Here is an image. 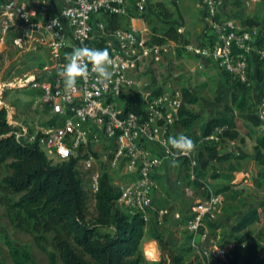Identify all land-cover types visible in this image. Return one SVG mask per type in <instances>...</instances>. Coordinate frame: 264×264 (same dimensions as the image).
<instances>
[{"label": "built area", "instance_id": "obj_1", "mask_svg": "<svg viewBox=\"0 0 264 264\" xmlns=\"http://www.w3.org/2000/svg\"><path fill=\"white\" fill-rule=\"evenodd\" d=\"M30 1L0 0V34L17 30L19 36L14 42L18 46L28 41L32 49H43L52 62L42 69L48 79L36 81L32 74L30 87L36 90L32 104L47 109L54 122L26 130L28 141H35L53 164L74 158L76 168L78 163L89 165L94 153L100 151L112 167L122 165L121 175L128 181L112 180L121 192L116 202L147 222L151 197L158 188L157 168L167 161L182 160L187 163V173L193 180L199 159L195 143L218 145L225 127L217 126L205 136L198 132L195 137L176 127L183 101L178 87H160L156 91L159 86H149L139 97L144 102L143 110L126 111L123 94L136 84L132 75L141 71L146 62L158 63L171 50L174 53L173 40L153 42L151 31L149 34L146 27L142 31L135 26L134 21L141 20L136 15L146 11L147 0H55L57 4L54 0H38L33 5ZM200 1L208 21V43L186 48L194 56L219 66L231 79L250 84L247 58L251 42L259 36L258 30L254 27L240 31L232 20L218 18L219 0ZM242 1L249 5L262 0ZM128 9L134 16L130 17L127 28H111L103 19L96 21L98 16L109 20L112 14L127 15ZM261 40L257 52L264 55V33ZM84 46L109 50L116 65L111 69L113 76L102 84L92 74L86 80L78 79L76 86L69 90L58 72L73 49ZM261 106H264V98ZM261 112L264 113V108ZM179 135L188 136L194 142L193 150L187 155L175 154L168 145L169 137ZM98 179L93 177V197ZM222 199V194L208 190L206 199L190 205L184 221L191 245L197 246L208 259H223L227 253L225 245L214 244L209 249L203 246L208 239L205 220L215 219ZM158 212L162 216L166 210Z\"/></svg>", "mask_w": 264, "mask_h": 264}, {"label": "rangeland", "instance_id": "obj_2", "mask_svg": "<svg viewBox=\"0 0 264 264\" xmlns=\"http://www.w3.org/2000/svg\"><path fill=\"white\" fill-rule=\"evenodd\" d=\"M159 1L164 2V7L155 8ZM129 11L131 13L132 10L128 9V14ZM127 15L118 16L119 27H128ZM136 16L141 20L134 21L135 26L142 31L146 27L150 34L151 27L155 26L160 34L168 26H174L181 36L173 40L174 53L171 50L158 63L146 62L141 71L132 75L136 84L129 89V94L124 92L123 97L141 95L149 86H186L199 97V103L192 108L200 115L201 121L214 116L234 117L240 131L238 139L224 140L218 145L195 143L196 154L201 153L202 157L198 159L193 180L186 173L187 167L185 169L184 164L180 165L177 161L166 164L167 178H163L161 187L153 192L148 221L145 222V233L140 244L143 264H160L163 255L169 250L180 253L185 260H193L196 264H231V260L236 264H264V216L262 222L249 225L243 232L231 231L242 213L264 203V163L255 161L256 140L264 134V113L261 112L264 108L261 106L264 98V55L257 52V48L262 45L261 35L264 33V0L249 5L242 0H219L218 18L232 20L240 31L255 27L259 33L251 42L247 58L250 97H246L240 107L236 103L240 93L237 92L238 96L233 100L232 89L222 69L208 59L194 56L186 48L188 45L194 48L208 43V21L200 0H147L146 11ZM101 18L107 26L110 24L107 18ZM7 45L0 46V106L5 107L7 122L16 127L17 135H26V130L30 131L36 125L47 126L52 119L47 109L32 104L31 99L36 90L30 87L32 74L36 81L48 79V74L43 73L42 69L52 62L45 52L29 50L24 46L20 48L12 41H8ZM198 124L188 131L192 137L198 134ZM244 130L250 135L243 134ZM228 150L234 154L228 161H214L210 158L211 155ZM10 161L8 159L0 163V264H12L8 249L2 241L4 234L16 245L26 246L36 264H47L48 252L58 256L51 233L41 232L44 236H40V233L28 232L15 226L3 203L5 198L16 201L20 196L8 193L2 184V179L11 173ZM90 161L89 165L83 162L78 163L77 167L86 191L85 213L88 219H92L95 213L91 192L93 177L97 179L107 173L111 183L113 179H121L123 183L128 181L126 176L121 175L124 171L122 165L112 167L100 151L95 152ZM180 162L186 163L182 160ZM202 162H205L204 168ZM214 174H226L229 178L213 177ZM208 190L222 194L223 199L217 207L215 219L205 220L207 228L203 230L208 233V239L203 246L209 249L214 244L218 246L222 243L227 248L223 259H208L197 246L191 245L190 236L184 230L190 205L196 200L206 199ZM115 204L125 210L122 203ZM160 209L166 210L162 216L158 212ZM176 214L179 216L175 217ZM209 221L216 224L217 228L210 229ZM243 233L247 235L244 246L236 239ZM249 251L253 253V258L247 263L245 259L250 256ZM57 264H63L59 257Z\"/></svg>", "mask_w": 264, "mask_h": 264}, {"label": "trees", "instance_id": "obj_3", "mask_svg": "<svg viewBox=\"0 0 264 264\" xmlns=\"http://www.w3.org/2000/svg\"><path fill=\"white\" fill-rule=\"evenodd\" d=\"M155 6L162 8L164 2L159 1ZM118 16H110L109 27H119ZM131 16H134L133 11L127 15V25ZM151 29L153 42L177 40L181 36L174 26H168L160 34L155 26ZM222 73L232 89L233 100L238 96L237 92L240 93L236 103L238 107L242 106L246 97H250V84L231 79L224 70ZM159 90L160 87L156 91ZM181 90L183 101L177 123L179 129L188 132L199 123V133L205 136L215 127L224 126L222 142L239 138V125L234 117L214 116L201 121L200 115L192 108L199 103V97L186 86ZM139 97L140 94L126 97V111L139 113L143 110L144 102ZM53 122L54 119H51L48 124ZM243 134L250 135L247 130ZM255 149V161L264 163V134L257 138ZM233 157L232 151L210 156L214 161H228ZM8 159L11 160V173L2 179V184L8 193L20 196L16 201L5 198L3 203L15 226L28 232L40 233V236H44L41 232L51 233L58 256L48 252L47 264H57V257L63 264H143L140 244L145 233V222L139 214H130L115 204L121 192L111 183L109 175L103 173L99 176L94 194L95 213L92 219H88L85 213L86 191L76 168V159L51 163L35 141H28V135H17L16 127L7 122L5 107L0 106V163ZM204 165L205 162H202L203 168ZM219 176L229 178L226 174L213 175ZM263 216L264 203L260 207L249 208L234 223L231 231L243 232L249 225L262 222ZM208 225L210 229L217 228L210 221ZM245 234L236 237L242 246L247 237ZM2 241L8 249L12 264H36L26 246L16 245L6 234L2 235ZM219 245L224 246L222 243ZM248 253L250 256L245 259L247 263L253 258V253ZM230 262L236 264L234 260ZM160 264L196 263L169 250L163 255Z\"/></svg>", "mask_w": 264, "mask_h": 264}, {"label": "clouds", "instance_id": "obj_4", "mask_svg": "<svg viewBox=\"0 0 264 264\" xmlns=\"http://www.w3.org/2000/svg\"><path fill=\"white\" fill-rule=\"evenodd\" d=\"M52 23H55V19ZM114 67L116 65L107 48L95 49L84 46L73 49L58 75L63 79L65 87L71 90L76 86L78 79L86 80L92 74L99 83L109 82L113 76L111 69ZM168 145L177 155H187L194 148V142L185 135L169 137Z\"/></svg>", "mask_w": 264, "mask_h": 264}, {"label": "crops", "instance_id": "obj_5", "mask_svg": "<svg viewBox=\"0 0 264 264\" xmlns=\"http://www.w3.org/2000/svg\"><path fill=\"white\" fill-rule=\"evenodd\" d=\"M38 0H31L30 1V3L29 4H36V2H37ZM55 1V0H54ZM55 4H57V2L55 1ZM97 18H98V20L99 21H101L102 20V18L100 17V16H98V17H96V21H98L97 20ZM138 21H140V20H138ZM129 23H130V18H129ZM128 23V24H129ZM19 36V33L17 32V30H13V29H11V30H9L5 35H2V34H0V46H5V47H7L8 45H7V42L8 41H12V42H14V40L17 38ZM4 43H6L5 45H4ZM15 43V42H14ZM22 46H19L20 48H22L23 46L24 47H26V49H29V50H34V49H32V47H31V45H30V43L28 42V41H25L23 44H21ZM37 50V52H45L43 49H36ZM33 53V52H32ZM42 53V54H43ZM198 132H199V129H198ZM227 141V140H226ZM228 151H231V150H228ZM225 152V151H224ZM200 154V153H199ZM232 159V158H231ZM178 163H180V165H183L184 164V168L186 169V167H187V170H186V173L188 172V166H187V163H182V162H180V161H177ZM167 163H175V162H171V161H167V162H164L163 164H161L158 168H157V170H156V175H155V178H156V180H157V183H158V187H161V180H163V178H167V175L166 174H168L167 173V169H166V164ZM178 165V164H177Z\"/></svg>", "mask_w": 264, "mask_h": 264}]
</instances>
